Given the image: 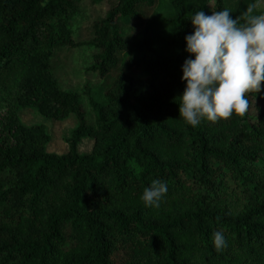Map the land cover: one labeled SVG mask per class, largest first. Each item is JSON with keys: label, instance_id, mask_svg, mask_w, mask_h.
<instances>
[{"label": "trees", "instance_id": "obj_1", "mask_svg": "<svg viewBox=\"0 0 264 264\" xmlns=\"http://www.w3.org/2000/svg\"><path fill=\"white\" fill-rule=\"evenodd\" d=\"M258 2L0 0V84L20 72L25 90L0 111V264H264V85L243 116L179 114L190 17ZM76 65L86 83L61 82ZM26 107L76 116L66 153ZM153 179L159 208L140 199Z\"/></svg>", "mask_w": 264, "mask_h": 264}, {"label": "clouds", "instance_id": "obj_2", "mask_svg": "<svg viewBox=\"0 0 264 264\" xmlns=\"http://www.w3.org/2000/svg\"><path fill=\"white\" fill-rule=\"evenodd\" d=\"M193 32L185 36L189 58L182 65L186 82L179 97L180 118L193 128L203 119L217 122L249 110V94L264 85V13L249 5L233 18L224 8L206 14L196 11L190 17ZM168 193L161 179L151 180L140 199L145 207L159 208ZM213 246L219 253L227 248L223 232L213 233Z\"/></svg>", "mask_w": 264, "mask_h": 264}, {"label": "rangeland", "instance_id": "obj_3", "mask_svg": "<svg viewBox=\"0 0 264 264\" xmlns=\"http://www.w3.org/2000/svg\"><path fill=\"white\" fill-rule=\"evenodd\" d=\"M214 4V1L213 3ZM93 3L91 1L90 7H92ZM95 6V5H93ZM257 6L259 8L264 7V1L260 0ZM85 17H88L89 11L85 10ZM75 67V74H64L61 73V82L65 83L68 82L71 78L73 81L77 83L81 81L82 83H86L87 77L83 76L82 72L78 69V65ZM76 76V77H75ZM22 78L20 72L12 73L8 78L4 79L0 84V111H3L7 108L11 102L14 101V97L22 95L21 88H22ZM78 78V79H75ZM93 88L99 89L101 86L97 82H93L91 84ZM79 90L85 91L83 89V84L79 85ZM22 91H25L22 88ZM98 96V94L96 93ZM83 109L87 113V120L90 123L91 118L88 116V108L83 103ZM19 118L20 121L25 125H42L46 128L48 135L50 136L51 140L48 144V151L55 154H64L66 153L68 146H67V139L70 138L73 130L77 127L78 121L74 114H70L68 117L64 118L63 120H56L53 118L47 117L43 112L39 111L36 108H22L19 111ZM92 138L84 139L81 144L78 146V153L81 155L88 154L92 151Z\"/></svg>", "mask_w": 264, "mask_h": 264}]
</instances>
